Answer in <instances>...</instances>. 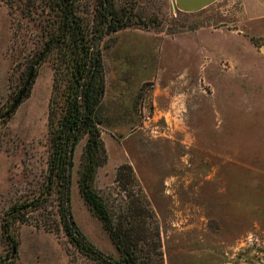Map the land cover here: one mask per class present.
<instances>
[{
    "label": "rangeland",
    "instance_id": "obj_1",
    "mask_svg": "<svg viewBox=\"0 0 264 264\" xmlns=\"http://www.w3.org/2000/svg\"><path fill=\"white\" fill-rule=\"evenodd\" d=\"M89 2L81 9L92 19ZM117 5L136 24L101 42L106 89L97 121L107 163L97 171L96 192L120 215L131 200L117 171L132 167L130 192L146 208L141 221L149 238L141 247L150 264H264V0H216L196 12L180 10L176 0ZM43 43L34 19L0 0L4 256L12 248L2 230L5 211L40 196L49 180V114L59 57L46 50L35 67ZM32 62L28 97L5 117ZM88 141L83 135L74 153L73 219L91 243L121 261L80 192ZM57 186L54 180L52 195L30 213L29 224L13 226L19 248L12 264H99L79 252L62 227L58 235L42 227L59 224Z\"/></svg>",
    "mask_w": 264,
    "mask_h": 264
},
{
    "label": "trees",
    "instance_id": "obj_2",
    "mask_svg": "<svg viewBox=\"0 0 264 264\" xmlns=\"http://www.w3.org/2000/svg\"><path fill=\"white\" fill-rule=\"evenodd\" d=\"M83 1L4 0L10 8L21 7L24 16L34 19L44 39L43 52L57 51L59 64L54 68L49 114L53 151L49 161V180L40 196L16 203L5 211L2 230L12 248L8 255L0 254V264L13 263L14 253L19 248V242L12 236L13 226L29 224L30 213L42 209L49 199L46 196L52 195L54 180L58 183L60 221L53 227L46 224L42 226L46 232L58 235L62 227L70 243L99 264H150L148 257L143 256L141 247V243L149 238L146 224L141 221L146 215V208L141 207L135 201L136 196L130 192L135 183L132 167L123 165L117 171V182L120 184L123 181L122 188L131 200L120 215L108 208L94 188L98 169L107 163V153L97 121V112L106 89L101 42L105 37L136 23L134 18L127 16L126 8H118V0H90L88 7L93 3L92 19L82 12ZM29 67L33 68L34 62ZM60 82L64 83L63 88ZM85 134L89 135V141L80 172V192L85 203L102 222L122 256L121 261L111 259L91 243L73 219L70 205L73 159L75 149Z\"/></svg>",
    "mask_w": 264,
    "mask_h": 264
},
{
    "label": "water",
    "instance_id": "obj_3",
    "mask_svg": "<svg viewBox=\"0 0 264 264\" xmlns=\"http://www.w3.org/2000/svg\"><path fill=\"white\" fill-rule=\"evenodd\" d=\"M214 1H216V0H176L177 6L179 7V9L184 11V12L199 11V10L205 8L206 6L210 5ZM45 55H46V52H44L41 55V57L38 59V61L35 64V67L40 65V63L44 59ZM34 73H35V68H33L30 71L28 78L24 84V87L19 92V94H18L16 100L14 101V103L12 104L10 110L5 114V117H8L11 114H13L19 108V106L23 103V100H24V98H25V96H26V94H27V92H28V90L32 84Z\"/></svg>",
    "mask_w": 264,
    "mask_h": 264
}]
</instances>
